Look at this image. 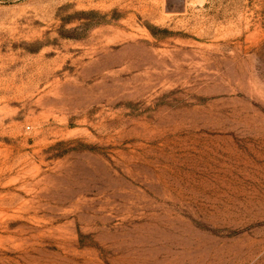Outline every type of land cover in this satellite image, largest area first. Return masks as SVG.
Instances as JSON below:
<instances>
[{"label":"rangeland","instance_id":"1","mask_svg":"<svg viewBox=\"0 0 264 264\" xmlns=\"http://www.w3.org/2000/svg\"><path fill=\"white\" fill-rule=\"evenodd\" d=\"M0 264H264V0H0Z\"/></svg>","mask_w":264,"mask_h":264}]
</instances>
